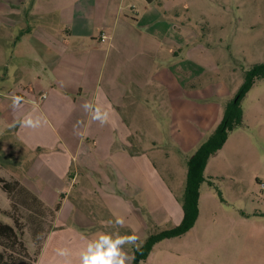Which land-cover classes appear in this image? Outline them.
Instances as JSON below:
<instances>
[{
	"label": "crops",
	"instance_id": "obj_1",
	"mask_svg": "<svg viewBox=\"0 0 264 264\" xmlns=\"http://www.w3.org/2000/svg\"><path fill=\"white\" fill-rule=\"evenodd\" d=\"M135 7V0H0V44L8 43L0 48V138L32 155L19 183L46 206L60 205L35 264H58L64 259L58 248H68L75 260L95 234L115 233L93 210L99 215L98 209L120 207L144 192L178 224L182 210L175 196L147 152L137 142L132 149L144 131L135 124L143 113L138 103L167 106L166 138L185 157L219 123L222 103L239 88L217 78L192 82L187 68L171 63L175 47L160 55L162 18L139 15ZM86 102L108 110L113 122L92 120ZM29 114L47 123L23 127ZM150 136L149 146H159L156 128ZM227 142L208 161L210 177L228 175L220 161L211 163ZM124 250L132 255L128 245Z\"/></svg>",
	"mask_w": 264,
	"mask_h": 264
},
{
	"label": "rangeland",
	"instance_id": "obj_2",
	"mask_svg": "<svg viewBox=\"0 0 264 264\" xmlns=\"http://www.w3.org/2000/svg\"><path fill=\"white\" fill-rule=\"evenodd\" d=\"M147 1L135 0V8L139 15L146 12L150 19L153 15L162 18L158 23L160 55L167 46L175 47L171 63L182 70L187 68L192 82L205 85L217 78L231 88H238L244 70L264 63V0H165L162 6L158 0L149 4ZM144 21L149 18L146 16ZM167 23L170 27L174 25V29L167 30ZM7 44L1 43L0 48L4 50ZM138 104L143 113L137 116L135 124L144 131L139 138H133L132 149L137 148L134 143L137 142L138 148L147 152L177 200L182 197L185 185L186 156L166 138L168 108L161 100ZM240 106L245 127L237 129L219 156L211 160V163L220 161L228 175L210 177L205 168L206 180L199 188V214L194 227L183 236L157 243L148 258L138 264H264V78L240 100ZM152 127L151 131L146 130ZM155 128L154 140L159 146L151 148L150 135ZM8 143L14 142L0 138V178L19 182L17 179L24 176L32 155ZM23 191L25 187L20 185L17 199L22 206L15 214L25 229L22 241L27 253L22 250L19 253L24 261L30 262L37 251L35 228L41 240L42 234L53 227L55 215L50 214V209L42 211L35 207ZM95 192L94 196L101 199L99 187ZM23 205L32 210V215H39V226L23 210ZM10 208L11 201L0 187V212ZM98 211L103 219L95 209L97 222L104 221L110 232L138 237L136 246L128 245L131 250L139 249L148 235L174 224L147 192L128 197L120 207ZM115 214H122L119 219L123 222L127 219V226L117 224ZM0 220L13 223L3 212ZM137 221H142L143 227Z\"/></svg>",
	"mask_w": 264,
	"mask_h": 264
},
{
	"label": "trees",
	"instance_id": "obj_3",
	"mask_svg": "<svg viewBox=\"0 0 264 264\" xmlns=\"http://www.w3.org/2000/svg\"><path fill=\"white\" fill-rule=\"evenodd\" d=\"M242 74L243 82L237 89L234 97L222 103L223 113L219 123L201 140L194 151L189 156L185 157V185L182 197L177 198V202L182 210L180 222L170 225V227L163 231L148 235L139 249L131 250L132 255L135 257L132 264H138V262L147 259L157 243L165 239L183 236L194 227L199 214V188L202 182L206 180L204 177V170L207 166V162L219 153L234 131L245 127L240 100L251 90L257 81L264 78V63L253 65L247 70H244ZM20 185L21 184L15 180L8 181L0 178V187L11 201V208L7 211H3V214L13 220L11 224L0 221V248H2V250H0V264H35L45 239L53 228L52 227L51 230H46L45 234H42L41 240L37 237L39 233L38 228H35V245L37 246V251L34 255L35 259L30 262L24 261L19 250L24 251L25 254L27 253L25 243L22 241L25 229L22 227L21 223H19V217L15 214V211H18L17 209L22 206V204L19 203L20 200L17 199ZM22 193L29 202L40 210H52L50 211L52 216L55 215L60 207L59 204L56 205L55 208L46 206L26 188ZM23 210L29 213V217L33 214L32 210H29L25 205H23ZM32 218L37 222V220H39V215H32ZM36 224L38 226L40 225L39 222Z\"/></svg>",
	"mask_w": 264,
	"mask_h": 264
},
{
	"label": "clouds",
	"instance_id": "obj_4",
	"mask_svg": "<svg viewBox=\"0 0 264 264\" xmlns=\"http://www.w3.org/2000/svg\"><path fill=\"white\" fill-rule=\"evenodd\" d=\"M85 112L89 113L92 120L98 121L101 126L112 123L111 114L98 104L86 102L83 105ZM23 127L37 129L43 123H47L46 118L31 114L25 116L21 122ZM117 224L123 225V219H118ZM138 237L136 235H120L119 233L99 232L79 251L75 260L71 259V252L68 248H58L57 255L63 257L58 264H132L135 259L124 250L125 245L136 246Z\"/></svg>",
	"mask_w": 264,
	"mask_h": 264
},
{
	"label": "built area",
	"instance_id": "obj_5",
	"mask_svg": "<svg viewBox=\"0 0 264 264\" xmlns=\"http://www.w3.org/2000/svg\"><path fill=\"white\" fill-rule=\"evenodd\" d=\"M106 39V36L105 35H102V37H101V41H104ZM46 97V95L45 94H42L41 96H40V98H45Z\"/></svg>",
	"mask_w": 264,
	"mask_h": 264
},
{
	"label": "water",
	"instance_id": "obj_6",
	"mask_svg": "<svg viewBox=\"0 0 264 264\" xmlns=\"http://www.w3.org/2000/svg\"><path fill=\"white\" fill-rule=\"evenodd\" d=\"M150 0H148L147 2H149Z\"/></svg>",
	"mask_w": 264,
	"mask_h": 264
}]
</instances>
